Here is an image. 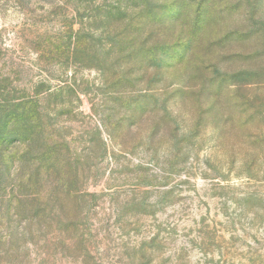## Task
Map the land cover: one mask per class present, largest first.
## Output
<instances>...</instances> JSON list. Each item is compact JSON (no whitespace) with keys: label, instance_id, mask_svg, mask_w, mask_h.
Segmentation results:
<instances>
[{"label":"rangeland","instance_id":"374dc122","mask_svg":"<svg viewBox=\"0 0 264 264\" xmlns=\"http://www.w3.org/2000/svg\"><path fill=\"white\" fill-rule=\"evenodd\" d=\"M0 264H264V0H0Z\"/></svg>","mask_w":264,"mask_h":264},{"label":"trees","instance_id":"16d2710c","mask_svg":"<svg viewBox=\"0 0 264 264\" xmlns=\"http://www.w3.org/2000/svg\"><path fill=\"white\" fill-rule=\"evenodd\" d=\"M215 82H216V80H215ZM220 86V84L218 85V87Z\"/></svg>","mask_w":264,"mask_h":264}]
</instances>
